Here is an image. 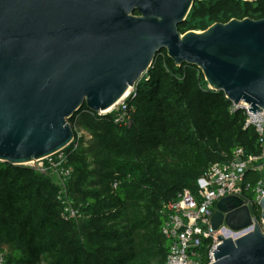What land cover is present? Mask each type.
<instances>
[{"label":"trees","instance_id":"16d2710c","mask_svg":"<svg viewBox=\"0 0 264 264\" xmlns=\"http://www.w3.org/2000/svg\"><path fill=\"white\" fill-rule=\"evenodd\" d=\"M137 14V12H136ZM264 18V0H203L191 8L179 31H204L232 19ZM129 126L117 112L99 115L84 105L69 119L90 138L68 148L73 176L71 203L78 221L63 217L56 180L31 166L0 162V253L7 264H166L170 242L162 234L165 209L185 189L235 151L258 155L262 145L246 128L244 111L213 91L201 70L177 66L161 50L127 99ZM247 180L264 181L249 171ZM252 212L261 210L252 193ZM211 241L197 248L208 263Z\"/></svg>","mask_w":264,"mask_h":264},{"label":"water","instance_id":"95a60500","mask_svg":"<svg viewBox=\"0 0 264 264\" xmlns=\"http://www.w3.org/2000/svg\"><path fill=\"white\" fill-rule=\"evenodd\" d=\"M200 1L0 0V162L26 166L66 149L75 138L69 119L84 105L111 111L161 50L177 66L199 68L234 105L263 112L264 18L182 34ZM258 206L253 222L242 198L219 200L214 229L254 227L236 240L217 236L211 264H264V196Z\"/></svg>","mask_w":264,"mask_h":264},{"label":"built area","instance_id":"2783aa9c","mask_svg":"<svg viewBox=\"0 0 264 264\" xmlns=\"http://www.w3.org/2000/svg\"><path fill=\"white\" fill-rule=\"evenodd\" d=\"M133 90L134 88L111 111L99 115L117 112L115 121L129 126L131 118L127 99ZM249 108L248 104L240 103L239 105L233 104L232 110L244 111L246 115L245 127L255 130L262 145L260 154L246 156L243 149H237L233 160L225 164L215 163L210 167L199 180L197 193L185 189L178 202L166 206V218L162 227V234L170 242V252L166 264H204L201 254L197 251L202 240L211 241L207 256V264H211L215 260L214 252L221 244L217 236L222 235L236 240L253 230L254 224L241 230H233L225 222L218 229H214L211 224L216 204L220 199L228 195L237 196L251 208L252 201L248 199L249 193L254 195L257 204L264 196V181L258 180L256 184H253L246 178L249 171L258 173L264 171V110L253 113L249 111ZM73 130L75 138L70 146L26 166H31L58 182L60 189L57 198L64 208L63 217L66 220L78 221L83 218V214L73 206L69 197L68 185L73 176V167L70 165L69 152L66 150L68 148H71V151L77 150L81 141L90 137L77 123L74 124ZM252 220L254 222V216ZM0 264H7L6 258L1 253Z\"/></svg>","mask_w":264,"mask_h":264},{"label":"bare ground","instance_id":"6f19581e","mask_svg":"<svg viewBox=\"0 0 264 264\" xmlns=\"http://www.w3.org/2000/svg\"><path fill=\"white\" fill-rule=\"evenodd\" d=\"M128 94H129V93H127V94L125 95V97H124V98H126V97L128 96ZM124 98H123V99H124ZM123 99H122V100H123Z\"/></svg>","mask_w":264,"mask_h":264}]
</instances>
